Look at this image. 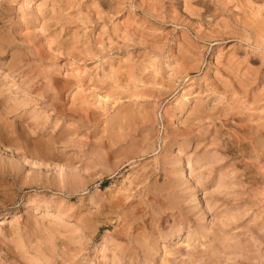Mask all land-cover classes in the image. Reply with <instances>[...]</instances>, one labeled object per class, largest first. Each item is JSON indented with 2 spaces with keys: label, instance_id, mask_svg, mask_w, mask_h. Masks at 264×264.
I'll return each mask as SVG.
<instances>
[{
  "label": "rangeland",
  "instance_id": "obj_1",
  "mask_svg": "<svg viewBox=\"0 0 264 264\" xmlns=\"http://www.w3.org/2000/svg\"><path fill=\"white\" fill-rule=\"evenodd\" d=\"M155 1L0 0V264H264V0Z\"/></svg>",
  "mask_w": 264,
  "mask_h": 264
},
{
  "label": "bare ground",
  "instance_id": "obj_2",
  "mask_svg": "<svg viewBox=\"0 0 264 264\" xmlns=\"http://www.w3.org/2000/svg\"><path fill=\"white\" fill-rule=\"evenodd\" d=\"M57 1V0H56ZM153 1V0H152ZM155 1V0H154ZM158 2L157 3H159L160 2V0H157ZM166 1V0H165ZM177 1V0H176ZM156 2V1H155ZM169 2V1H168ZM191 2V1H190ZM189 2V0H186V3L188 4V3H190ZM217 2V1H216ZM220 2V1H219ZM218 2V3H219ZM112 3V2H111ZM152 3H154V2H152ZM171 3V2H170ZM179 3H181V2H179ZM201 3V2H200ZM155 4V3H154ZM161 4V3H160ZM183 4V3H182ZM215 4V3H214ZM109 5V4H108ZM178 5V4H177ZM185 5V4H184ZM191 5V4H190ZM112 6V5H111ZM145 6V5H144ZM173 6V5H172ZM206 6V5H205ZM223 6V5H222ZM163 7V6H162ZM168 7V6H167ZM175 7H177V6H175ZM183 7V6H182ZM189 7V6H188ZM207 7V6H206ZM205 7V8H206ZM210 7V6H209ZM143 8V7H142ZM147 8V7H146ZM155 8V7H154ZM165 8V7H164ZM240 8V7H239ZM160 9V8H159ZM188 9V8H187ZM186 9V10H187ZM208 9V8H207ZM216 9V8H215ZM152 10V9H151ZM150 10V11H151ZM189 10V9H188ZM222 10V9H221ZM185 11V10H184ZM198 11V10H197ZM196 11V12H197ZM214 11V10H213ZM192 13V12H191ZM199 13V12H198ZM201 14V13H200ZM210 14V13H209ZM213 15V14H212ZM245 16V15H244ZM175 17V16H174ZM246 17V16H245ZM178 18V17H177ZM179 19V18H178ZM219 19V18H218ZM177 20V19H176ZM262 22H264V20H262ZM238 23V22H237ZM257 24V23H256ZM256 24H255V27H256ZM254 26V25H253ZM253 27H252V24H251V28L250 29H252ZM262 29H264V28H262ZM254 30V29H253ZM259 31V30H258ZM261 31V30H260ZM256 35H259V34H256ZM252 37V36H251ZM258 37V36H257ZM262 37V36H261ZM254 38V37H253ZM247 39H249V38H247ZM259 39L260 40H262V39H264V38H258V41H259ZM257 40V39H256ZM257 43V42H256ZM258 45V44H257ZM260 45V44H259ZM262 46V45H261ZM239 65V64H238ZM232 69V68H231ZM239 72V71H238ZM110 74V73H109ZM159 74V73H158ZM254 74V73H253ZM137 76V75H136ZM224 76V75H223ZM222 76V77H223ZM205 77V76H204ZM238 77V76H237ZM236 78V77H235ZM234 78V79H235ZM253 79V78H252ZM251 78H246V79H243L241 82H240V85L241 86H244V89H245V91H243V94H245L246 93V91L248 90L247 88H245V87H249L250 85H251V83L253 82V80H252ZM255 80V79H254ZM148 81V80H147ZM238 81V80H237ZM215 82V81H214ZM142 83V82H141ZM211 83V82H210ZM215 84V83H214ZM127 85V84H126ZM232 85H235V84H233L232 83ZM95 87V86H94ZM185 87V86H184ZM213 87V86H212ZM223 87V86H222ZM253 87V86H252ZM220 88V87H219ZM235 89V88H234ZM243 89V90H244ZM51 90V89H50ZM118 90V89H117ZM211 90V89H210ZM232 90V89H231ZM196 92V91H195ZM215 92V91H214ZM225 93H226V91H224ZM233 92H235L236 93V90H233ZM240 93L242 92V90L240 89V91H239ZM215 93H217V92H215ZM222 93V92H221ZM132 94V93H131ZM242 94V93H241ZM242 94V95H243ZM192 95V94H191ZM220 95V94H219ZM242 95H240L239 93H237V95H234V96H236L235 98H233V100H241L242 99ZM245 95H247V94H245ZM244 95V96H245ZM126 97V96H125ZM247 97V96H246ZM220 98V97H219ZM248 98V97H247ZM114 99H115V96H114ZM259 99V100H258ZM92 100V99H91ZM255 101H254V103L255 102H257V100L258 101H260V96L259 95H257V96H255V99H254ZM250 102V101H249ZM211 103V102H210ZM229 99H228V97H221V100L219 101V104H216L215 106H213V107H209V108H207V107H203V105L201 106V107H199V109H197L196 110V112H195V114H196V127H197V132H196V134L194 135L195 136V138H196V140H197V144L198 145H201V144H203L204 146L206 145V143L208 142L207 140V138H208V136H207V134L209 135V134H213L216 138L217 137H219L220 136V129L218 128H215V126L217 125H215V119H217V118H219V116L220 115H224V116H226L227 114H228V110H229V108H230V106H229ZM233 104V103H232ZM241 104H243V103H241ZM184 105V104H183ZM245 105V104H244ZM205 106V105H204ZM249 106V105H248ZM255 106V105H254ZM184 107V106H183ZM244 107L245 106H242L241 107V110L242 109H244ZM246 107H247V105H246ZM250 107V106H249ZM248 107V110L249 111H251V109ZM262 107H264V106H262ZM167 108V107H166ZM178 108V107H177ZM180 108H181V106H180ZM179 108V110H181ZM235 108V107H234ZM233 108V109H234ZM252 108V107H251ZM237 109V108H236ZM191 110V109H190ZM255 110L257 111L258 109L255 107H253L252 108V112H244L245 113V117H248V119H246V121H244V124H236V125H232L233 126V135H231V136H235V137H238V139L239 140H237V142L239 141L240 142V144H241V146L242 145H244L245 146V148H246V146H249V148H250V153H252L251 154V156L254 158V161H255V163L257 164V166H259L260 167V163H262V162H264V115H262V114H256V112H255ZM231 111V110H230ZM136 112V111H135ZM179 112H181V111H179ZM232 112V111H231ZM125 113V112H124ZM240 113V112H239ZM244 113H243V115H244ZM86 117V116H85ZM135 118V117H134ZM167 118V117H166ZM189 119H190V117H189ZM241 120H243V119H241ZM245 120V119H244ZM221 122V121H220ZM104 124V123H103ZM230 124V123H229ZM209 125H212V127H210L209 128ZM222 125V124H221ZM226 125H228V124H226ZM126 126V125H125ZM229 127V126H228ZM189 128V127H188ZM113 129V128H112ZM146 129V128H145ZM195 131V130H194ZM222 131V130H221ZM238 131L240 132V135H239V133H238ZM118 132V131H117ZM189 133L190 132H188V136H189ZM119 134V133H118ZM181 135H182V133H181ZM184 135H185V132H184ZM183 135V136H184ZM190 135H191V133H190ZM212 135V136H213ZM187 136V137H188ZM194 136H192L191 135V137H194ZM221 138V137H220ZM233 138V137H232ZM183 139H185L184 137H183ZM188 139H190V136H189V138ZM192 139V138H191ZM230 139V138H229ZM235 139V138H234ZM233 139V140H234ZM195 140V139H194ZM236 140V139H235ZM234 140V141H235ZM187 141V140H186ZM207 141V142H206ZM224 141V140H223ZM230 141V140H229ZM187 142H189V141H187ZM211 142H213V141H211ZM228 142V141H227ZM236 142V141H235ZM236 142V143H237ZM124 143V142H123ZM133 144V143H132ZM139 144V143H138ZM214 144H215V142H214ZM225 144V143H224ZM197 145V146H198ZM218 145V143L216 144V146ZM230 144H228V145H223L224 147H222V148H224V152H230V151H232V150H230L231 149V147L229 146ZM231 145H232V142H231ZM239 145V144H238ZM208 146V145H207ZM233 146V145H232ZM203 148V147H202ZM219 148H221V146L219 147H217V150L219 149ZM221 148V149H222ZM239 148V147H238ZM240 149V148H239ZM243 149V148H242ZM242 149H241V151H242ZM247 149V148H246ZM234 150V149H233ZM237 152V151H236ZM234 153V152H233ZM233 158V157H232ZM243 162V161H242ZM233 163V162H232ZM252 163V162H251ZM234 164V163H233ZM230 165V164H229ZM256 166V167H257ZM261 168H262V166H261ZM148 174V173H147ZM135 176V175H134ZM134 178V177H133ZM240 180H242V179H240ZM156 181V180H155ZM136 182V181H135ZM154 182V181H153ZM241 182V181H240ZM242 183V182H241ZM259 200V199H258ZM140 205V204H139ZM123 219V218H122ZM179 223V222H178ZM123 225V224H122ZM139 234V233H138ZM133 238V237H132ZM150 242V241H149ZM146 244V243H145ZM250 245V244H249ZM146 246H147V244H146ZM195 249V248H194ZM250 250V249H249ZM147 255H148V253H146ZM159 261V260H158ZM53 264V263H52Z\"/></svg>",
  "mask_w": 264,
  "mask_h": 264
}]
</instances>
